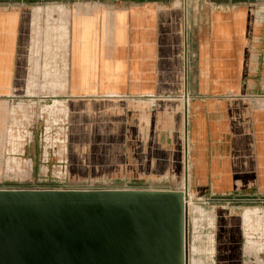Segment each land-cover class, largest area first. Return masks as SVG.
<instances>
[{
  "label": "rangeland",
  "instance_id": "374dc122",
  "mask_svg": "<svg viewBox=\"0 0 264 264\" xmlns=\"http://www.w3.org/2000/svg\"><path fill=\"white\" fill-rule=\"evenodd\" d=\"M187 1L188 16L196 9L204 13L207 7L231 11L245 7L254 12L256 24L264 25V0ZM183 2H119L126 7L136 3L166 8L176 3L177 17L169 14L164 22V13L169 10L162 8L158 29L160 36L168 38L167 45L168 36L174 42L180 39L181 61L176 67L175 63L162 62L161 83L154 97H126L114 105L110 101L108 107L92 110V116L83 115L81 123H74L79 114L73 109L71 96L70 29L79 2L0 0V86H6L0 98L11 99L0 127V189H184L189 199L188 264H264V193L219 192L195 174L190 147L192 113L191 109L185 111L182 97ZM101 13L104 17L103 10L98 11ZM10 14L18 20L12 68L13 37L8 30V42L3 36L4 16ZM260 70L259 91L264 93V67ZM159 72L157 68V75ZM0 109L6 110L4 105ZM232 120L229 133L235 128ZM101 137L104 140L100 141ZM112 138L127 146H87L108 143ZM64 167L67 176L62 178Z\"/></svg>",
  "mask_w": 264,
  "mask_h": 264
},
{
  "label": "crops",
  "instance_id": "0c3cea01",
  "mask_svg": "<svg viewBox=\"0 0 264 264\" xmlns=\"http://www.w3.org/2000/svg\"><path fill=\"white\" fill-rule=\"evenodd\" d=\"M71 1L79 2L70 29L71 96L73 109L79 114L74 123H81L83 115L92 116V110L108 107L110 101L114 105L126 97H154L161 83L162 62L175 63L176 67L181 61L180 39L174 42L168 36L170 45H167L168 38L160 36L158 29L161 10L166 7L136 3L126 7L119 3L139 0ZM183 3L185 88L182 97L185 111L191 109L192 113L190 147L193 146L195 174L219 192L262 195L264 93L259 91L258 83L260 68L264 67V25L256 24L254 12L245 7L234 11L207 7L204 13L196 9L188 16V1ZM167 8L169 13H164V22H168L169 14L178 15L176 3ZM99 10L104 11V17L98 14ZM4 18L3 36L8 42V30L13 37L12 68L18 20L12 14ZM168 50L169 56L164 54ZM189 67L194 69V74L188 73ZM5 88L0 86V91ZM10 101L8 97L0 98V104L6 108L0 109V127ZM231 120L235 126L233 133H229ZM117 141L112 138L108 143L87 146L113 149L127 146ZM250 180L255 182L249 186Z\"/></svg>",
  "mask_w": 264,
  "mask_h": 264
},
{
  "label": "water",
  "instance_id": "95a60500",
  "mask_svg": "<svg viewBox=\"0 0 264 264\" xmlns=\"http://www.w3.org/2000/svg\"><path fill=\"white\" fill-rule=\"evenodd\" d=\"M183 190L0 189V264H187Z\"/></svg>",
  "mask_w": 264,
  "mask_h": 264
},
{
  "label": "built area",
  "instance_id": "2783aa9c",
  "mask_svg": "<svg viewBox=\"0 0 264 264\" xmlns=\"http://www.w3.org/2000/svg\"><path fill=\"white\" fill-rule=\"evenodd\" d=\"M59 162H62V161H59ZM60 174H61L62 178H65L67 176V169H66V167H64V170L60 171ZM183 191H184V189H183Z\"/></svg>",
  "mask_w": 264,
  "mask_h": 264
},
{
  "label": "bare ground",
  "instance_id": "6f19581e",
  "mask_svg": "<svg viewBox=\"0 0 264 264\" xmlns=\"http://www.w3.org/2000/svg\"><path fill=\"white\" fill-rule=\"evenodd\" d=\"M216 10V9H215ZM8 163H9V166H10V168H11V165H10V163H11V160L10 159H8ZM186 194H188V193H186ZM191 198V197H190ZM189 199H187V196H186V205H187V201H188ZM242 211V210H241ZM245 212V211H244ZM243 212V213H244ZM242 213V212H241ZM261 231H262V229H261ZM187 264H188V260H187Z\"/></svg>",
  "mask_w": 264,
  "mask_h": 264
}]
</instances>
